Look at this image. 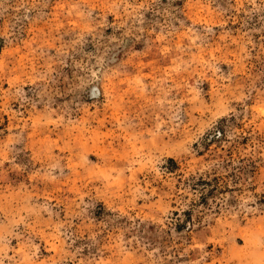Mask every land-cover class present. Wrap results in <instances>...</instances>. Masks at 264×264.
Masks as SVG:
<instances>
[{"label":"rangeland","instance_id":"1","mask_svg":"<svg viewBox=\"0 0 264 264\" xmlns=\"http://www.w3.org/2000/svg\"><path fill=\"white\" fill-rule=\"evenodd\" d=\"M0 264H264V0H0Z\"/></svg>","mask_w":264,"mask_h":264}]
</instances>
